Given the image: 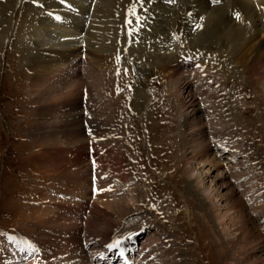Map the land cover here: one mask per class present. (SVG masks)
<instances>
[{"label":"rangeland","instance_id":"rangeland-1","mask_svg":"<svg viewBox=\"0 0 264 264\" xmlns=\"http://www.w3.org/2000/svg\"><path fill=\"white\" fill-rule=\"evenodd\" d=\"M219 32L203 36L223 51ZM19 46L11 32L0 53V264H91L84 242H118L129 264H264L262 78H188L207 115L209 153L195 160L183 145L189 90L165 67L133 49L99 58L83 47L74 72L36 93L22 77L36 65L22 64ZM235 49L226 57L246 65ZM187 51L176 71L199 68L202 53Z\"/></svg>","mask_w":264,"mask_h":264},{"label":"bare ground","instance_id":"bare-ground-1","mask_svg":"<svg viewBox=\"0 0 264 264\" xmlns=\"http://www.w3.org/2000/svg\"><path fill=\"white\" fill-rule=\"evenodd\" d=\"M17 2L0 0V53L12 32L20 45V57L26 58L22 64L36 65L34 70L22 71L29 88L36 92L46 82L55 80L58 74L69 76L66 67H69V73L74 72V63L82 58L79 54L83 47L85 51L92 50L95 55H100L99 58L110 57L118 48L128 54L133 49L138 54V61L146 60L142 63L165 67V76L171 80L175 77L183 79L181 91L186 93L189 90L187 93L191 99L187 103L182 101L181 108L188 118L183 145L192 159L207 156L209 148H204L208 139L203 137L205 128L201 126L207 115L200 104H195L193 98L196 94L189 89L188 78L196 79L197 84H208L213 77L221 75L229 79L238 76L242 70L248 82L262 78L264 90V0H220L219 3L214 0H21L20 5ZM239 10L244 12V16L237 18L235 11L239 13ZM216 25L220 28L219 36L223 38V51L218 50L217 42H205ZM116 35L120 38L117 39ZM126 37L129 44L125 43ZM204 45L212 50L207 52ZM232 49L242 53L246 65L242 61L235 62L234 55L226 57L227 51ZM187 50L202 53L199 68H194L193 64L190 69L186 68L189 72L176 71L175 61L181 59ZM95 70L104 74L103 64L96 66ZM235 135L233 130L230 138L235 139ZM221 147L223 149L224 146ZM200 148L204 149L200 151ZM174 159L177 160L176 157Z\"/></svg>","mask_w":264,"mask_h":264},{"label":"snow or ice","instance_id":"snow-or-ice-1","mask_svg":"<svg viewBox=\"0 0 264 264\" xmlns=\"http://www.w3.org/2000/svg\"><path fill=\"white\" fill-rule=\"evenodd\" d=\"M214 2L215 3H219L220 2V0H214ZM134 8L132 9V14H134ZM237 18H239V16L237 15ZM117 59H119V58H117ZM117 244H118V242H116L115 244H113V245H111V247H115V246H117Z\"/></svg>","mask_w":264,"mask_h":264}]
</instances>
